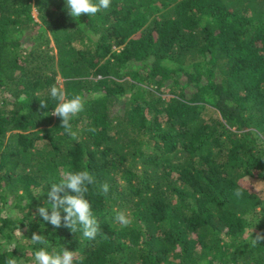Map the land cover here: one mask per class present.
<instances>
[{
  "label": "trees",
  "instance_id": "16d2710c",
  "mask_svg": "<svg viewBox=\"0 0 264 264\" xmlns=\"http://www.w3.org/2000/svg\"><path fill=\"white\" fill-rule=\"evenodd\" d=\"M53 84L85 101L75 140L51 115ZM69 165L109 185L86 194L95 240L36 214ZM253 179L264 181V0H111L77 20L64 0H0V239L14 246L0 264H31L33 233L74 264H264V240L250 243L264 234Z\"/></svg>",
  "mask_w": 264,
  "mask_h": 264
},
{
  "label": "clouds",
  "instance_id": "9594fccd",
  "mask_svg": "<svg viewBox=\"0 0 264 264\" xmlns=\"http://www.w3.org/2000/svg\"><path fill=\"white\" fill-rule=\"evenodd\" d=\"M110 3L111 0H95V2L94 0H64L67 14L73 20H77L81 14L94 16L102 9L107 10ZM49 95L52 100L56 101L51 115L60 118V128L64 130V134L69 139L75 140L77 132L73 130L71 121L84 111L85 101L83 97L74 94L69 98L68 93L56 84L50 87ZM99 97L100 94H96L94 98ZM39 102L41 108L48 107L45 101ZM88 130L95 131L94 128ZM59 177L58 182L50 184L51 190L47 193L50 203L45 206H38L36 214L55 228H59L63 221V226L69 228L71 232L75 234L79 232L84 239L95 240L98 233H100V224L93 215L86 194L89 193L91 187L98 189L100 194L107 196L109 192L108 183L98 184L86 167L79 171H73L70 165L60 171ZM234 195L240 197L242 193L237 189L234 191ZM113 211L115 212L114 220L121 227H128L131 224L132 221L128 213L123 210ZM61 212H63V216ZM261 240H264V234L257 233L255 238H252L251 232L250 243L252 247L257 246ZM30 242L33 245L41 246L32 252L31 264H74L76 260L75 252L68 251L63 247L59 250L52 247L49 240L43 235L33 233ZM49 248L52 250L49 251ZM0 249L11 252L14 246L10 247L7 240L0 239ZM4 264H20V261L9 255L5 258Z\"/></svg>",
  "mask_w": 264,
  "mask_h": 264
},
{
  "label": "rangeland",
  "instance_id": "374dc122",
  "mask_svg": "<svg viewBox=\"0 0 264 264\" xmlns=\"http://www.w3.org/2000/svg\"><path fill=\"white\" fill-rule=\"evenodd\" d=\"M33 13L36 14L35 10H33ZM252 181H253L254 187L257 190L264 188V181L259 180V179H253Z\"/></svg>",
  "mask_w": 264,
  "mask_h": 264
}]
</instances>
